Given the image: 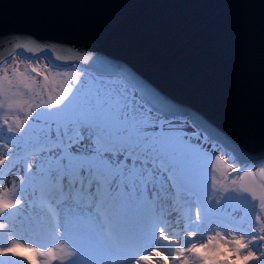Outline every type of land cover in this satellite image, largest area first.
<instances>
[{
  "label": "snow or ice",
  "instance_id": "obj_1",
  "mask_svg": "<svg viewBox=\"0 0 264 264\" xmlns=\"http://www.w3.org/2000/svg\"><path fill=\"white\" fill-rule=\"evenodd\" d=\"M13 47L48 55L23 71L19 52L0 56V174L21 161L28 173L19 189L0 184V220L9 221L0 223V264H33L17 251L26 246L45 264H264V163L241 171L237 149L211 131L217 143L197 135L194 146L169 118L175 106L122 67L109 66L110 81L78 71L53 99L64 58L51 47ZM220 164L231 186L217 179ZM22 203L33 212L18 228ZM226 245L235 257L222 262Z\"/></svg>",
  "mask_w": 264,
  "mask_h": 264
},
{
  "label": "water",
  "instance_id": "obj_2",
  "mask_svg": "<svg viewBox=\"0 0 264 264\" xmlns=\"http://www.w3.org/2000/svg\"><path fill=\"white\" fill-rule=\"evenodd\" d=\"M17 43L53 48L60 66L127 69L170 119L235 147V165L264 163V0H0V56L48 55Z\"/></svg>",
  "mask_w": 264,
  "mask_h": 264
},
{
  "label": "rangeland",
  "instance_id": "obj_3",
  "mask_svg": "<svg viewBox=\"0 0 264 264\" xmlns=\"http://www.w3.org/2000/svg\"><path fill=\"white\" fill-rule=\"evenodd\" d=\"M17 60H20V61L23 62L20 65L21 71L24 70V64L25 63H35L36 62V58L28 57V56H24V55H20V54L17 56ZM47 62L48 61L44 60L42 62V64H41V66H43V63H47ZM60 71L63 72L65 75L62 76V77L57 78V82H56L55 85H51V84L49 85L50 88L55 86L58 89V91L53 92V94H52L53 99H55V97L59 94V92L63 91V89L66 87V83L65 82H68V83L72 82L69 79V77L75 76V74L78 71L84 72L86 78L87 77H94V78H97V79H102L104 81H110V80L117 79V77H115L114 75H102V74L100 75V74H96L93 71L85 69V68H83L82 66H79V65L60 66ZM33 75H35V74H33ZM39 79H42V78H39ZM45 98H47V96H45ZM20 118L23 119V114H21ZM174 122L179 125V127L176 129L178 134L181 135V136H185L194 146H196V144H197L196 136L200 135V136L203 137L202 132L200 130H198V129H197V132H193V133L190 132L189 128L187 127V125L184 124L185 123L184 121H182V120H174ZM6 135H12V134H6ZM203 138L204 139L202 140V143L207 141V140H209L208 138H205V137H203ZM19 143L21 145H23L24 142L23 141H19ZM9 147H11L13 149L14 153L19 151V149H17V147H16V144H10ZM215 154L221 155L222 160H226L228 163H231V161L228 160V158L226 156H224L221 152H216ZM22 162L23 161H21L20 163H17L15 167H12V168L8 167V169L10 170V172L8 173L10 175V178H8L9 177L8 176L7 178H5L1 182L3 188L10 189L11 188V184H12L13 181H16V186H17L18 189L21 188V184H20V180L21 179H24L25 180V184H27L28 173L25 171L24 165H23ZM235 166H237V165H235ZM256 166H259V165H256ZM217 167L220 170L219 172L216 173L217 179H220L224 183H226L229 186H231L230 178L229 179H225V177L228 176L229 170L226 169L223 164L217 165ZM237 167H239V165ZM239 168L241 169L242 167L240 166ZM245 169H247V168H242L241 171H244ZM12 173H13V176H12ZM221 173H223V175H221ZM231 176L239 178V174L238 173H231ZM209 179H210V177L204 173L203 167L201 166L200 167V173H199V181H200L201 185L206 184L209 181ZM30 193H31V188H28L27 191H26V194L24 196H22V200L27 202L30 199ZM229 195H233V194L229 193ZM245 195H247V194H245ZM7 197L8 198H12V194L9 193V195ZM19 207H20V210H21L20 211V215L15 218V223H16L17 226H19V221L22 220V218L27 215L26 214V209L27 208L31 209L29 206H27L26 203H22ZM223 207L228 212H231V208L228 207L227 203H225ZM256 211L259 212V209L257 208ZM233 215H235L237 218H239V217L244 215V211H243L242 208H240V209L237 210V212L233 213ZM169 220H170V222H173L172 218L169 219ZM0 223H5L6 224V220H0ZM7 223H9V222H7ZM173 223H175V222H173ZM4 230H2V231H4ZM4 232H7V230L4 231Z\"/></svg>",
  "mask_w": 264,
  "mask_h": 264
},
{
  "label": "bare ground",
  "instance_id": "obj_4",
  "mask_svg": "<svg viewBox=\"0 0 264 264\" xmlns=\"http://www.w3.org/2000/svg\"><path fill=\"white\" fill-rule=\"evenodd\" d=\"M182 121H184L185 123L184 124H186L187 125V127L189 128V131L190 132H197V129L194 127V126H192L187 120H182ZM188 130V129H187ZM207 141H210V140H207ZM230 162V161H229ZM23 163V162H22ZM23 165H24V163H23ZM238 166V165H237ZM6 167V169H8V167L7 166H5ZM239 167H240V165H239ZM10 172V170L8 169L7 171H6V178L8 177V178H10V175L8 174ZM17 172V171H16ZM11 174V173H10ZM15 174V173H14ZM12 176H13V173H12ZM11 176V177H12ZM13 178V177H12ZM6 199H12V198H8V197H6ZM20 206V205H19ZM18 206V208H19V212L21 211L20 210V207ZM14 211H15V209H14ZM28 219L26 218V217H23V219L22 220H20L19 221V226H17V227H21V225L23 224V223H25L26 221H27ZM7 222H9L8 220H6V224H9V223H7ZM11 226V225H10ZM7 229H5L4 231H6ZM47 238V237H46ZM48 239V238H47ZM21 243H23V241H20ZM49 242V241H48ZM47 242V243H48ZM53 246H55V245H53ZM31 247H32V245H31ZM17 251H19V252H21L22 253V255L23 256H31L32 257V261H33V263H35V264H45V260H46V258H44V257H37V256H35L31 251H28L27 250V246L25 247V248H20V249H18ZM222 252L224 253L223 255H222V257H221V260H222V262L223 261H225V260H231V259H234V257H235V254L231 251V245H226V247H225V249H222ZM56 255L57 256H60V255H62V252H61V250L59 249V248H57V251H56ZM15 259H20V258H18V257H16ZM169 261L171 262V257H169ZM25 264H27V262H25ZM47 264H60V261L59 260H55V261H52V260H48L47 261Z\"/></svg>",
  "mask_w": 264,
  "mask_h": 264
}]
</instances>
